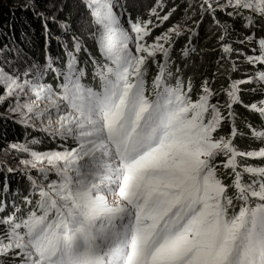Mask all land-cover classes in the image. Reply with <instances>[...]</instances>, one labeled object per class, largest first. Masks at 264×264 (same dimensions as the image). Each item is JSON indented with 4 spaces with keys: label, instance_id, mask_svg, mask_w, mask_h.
Wrapping results in <instances>:
<instances>
[{
    "label": "snow or ice",
    "instance_id": "6c2138e0",
    "mask_svg": "<svg viewBox=\"0 0 264 264\" xmlns=\"http://www.w3.org/2000/svg\"><path fill=\"white\" fill-rule=\"evenodd\" d=\"M20 10L42 46L0 30V264H264V0Z\"/></svg>",
    "mask_w": 264,
    "mask_h": 264
},
{
    "label": "trees",
    "instance_id": "16d2710c",
    "mask_svg": "<svg viewBox=\"0 0 264 264\" xmlns=\"http://www.w3.org/2000/svg\"><path fill=\"white\" fill-rule=\"evenodd\" d=\"M24 3V0H0V30L8 31L9 28L15 30L17 32V35H19V30L23 27L25 28V31H29L27 26L25 25L24 21L27 19L29 23H31L32 28L35 29L34 35H32V44L27 45L29 50L33 49H39L41 50L42 46V38L40 36V27H39V21H36L32 19L30 13H25L20 10V7ZM13 9H16L15 13L13 14ZM207 56L202 59V57L199 55L198 58H194L193 60H189V68L188 72L192 75L199 77L201 74H207L209 77L211 76L212 67L210 64V61L212 57L208 54ZM191 61V62H190ZM193 67H196V70H193ZM201 67V70L198 69ZM19 132L18 128H13L11 126L7 129V135L9 138H13L17 135ZM239 146L241 148L245 147L250 143L249 140H238L237 141ZM253 146H255L254 142Z\"/></svg>",
    "mask_w": 264,
    "mask_h": 264
},
{
    "label": "rangeland",
    "instance_id": "374dc122",
    "mask_svg": "<svg viewBox=\"0 0 264 264\" xmlns=\"http://www.w3.org/2000/svg\"><path fill=\"white\" fill-rule=\"evenodd\" d=\"M52 48H53V51H54V53H55V51H56V45H55V42H53V44H52ZM31 52H32V54H34V55H38V54H40V51H39V49H33L32 48V50H30ZM198 56H199V54H197V55H195V56H193V57H191V59L193 60L194 58H198ZM207 55L205 54L203 57H202V59L203 58H205ZM191 62V61H190ZM193 70H196V67H193ZM199 71L201 70V67L198 69Z\"/></svg>",
    "mask_w": 264,
    "mask_h": 264
}]
</instances>
